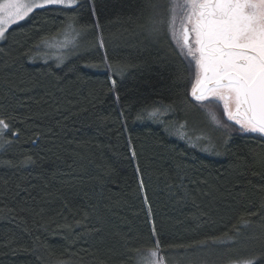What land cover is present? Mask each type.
Segmentation results:
<instances>
[{"label": "trees", "instance_id": "obj_1", "mask_svg": "<svg viewBox=\"0 0 264 264\" xmlns=\"http://www.w3.org/2000/svg\"><path fill=\"white\" fill-rule=\"evenodd\" d=\"M169 4L80 0L36 10L0 41V116L19 132L0 149V264H137L157 239L165 264L264 251V140L217 128L192 99ZM69 32L75 49L45 60L43 45ZM189 121L213 132L208 151L186 128L180 139Z\"/></svg>", "mask_w": 264, "mask_h": 264}, {"label": "snow or ice", "instance_id": "obj_2", "mask_svg": "<svg viewBox=\"0 0 264 264\" xmlns=\"http://www.w3.org/2000/svg\"><path fill=\"white\" fill-rule=\"evenodd\" d=\"M79 4L80 0H0V41L7 39L13 25L29 19L36 10H74ZM164 24L163 19L152 18L148 29L150 33H159ZM167 28L178 54L190 68L194 66L195 82L190 95L207 111L215 126L225 129L228 134L239 132L264 140V0H170ZM69 36L71 32L66 33L64 47L74 42L68 39ZM100 46L103 47V43ZM57 59L62 63L61 57ZM103 63L112 71L107 57ZM87 66L98 67L95 64ZM112 84L115 91V79ZM211 106H222L223 116L231 123L221 120ZM160 115L158 109L148 113L154 121ZM11 119L0 116V137L9 133L13 137L19 136L18 131H12ZM185 127L184 124L179 126L180 139L185 138ZM135 155L133 152V159ZM140 190H145L142 180ZM145 203H148L147 198ZM153 236H158L155 227ZM211 244L214 247L232 246L216 240ZM208 246L209 242L205 241L193 247L204 249ZM138 264H165L161 260L158 239L154 248L140 254ZM230 264H264V251L259 256L233 258Z\"/></svg>", "mask_w": 264, "mask_h": 264}, {"label": "rangeland", "instance_id": "obj_3", "mask_svg": "<svg viewBox=\"0 0 264 264\" xmlns=\"http://www.w3.org/2000/svg\"><path fill=\"white\" fill-rule=\"evenodd\" d=\"M180 2H182V0H180ZM156 18H157V20L163 19V16L160 15ZM21 22H23V21H21ZM177 23H178V21H177ZM74 38H75V36H73L72 34H71V36L68 37L69 40H73V41H74ZM65 40H66V35L61 36L58 39H54L52 41H48L47 43H45L43 45L42 49H44L45 51H50L49 53H51L50 55L48 54L46 56L45 60H47V61L53 60V61H56L59 63L60 61L57 59V57H61L62 61H63L65 56H67L69 54V52H71L72 50L75 49L74 48V46H75L74 42L70 43L68 45V47H64L63 45H64ZM194 82H195V80H194ZM213 110L217 113V115L219 116V118L221 120H223L225 123H228L227 118L223 116L222 106H219V107L214 106ZM195 119H197V118H195ZM197 120H199V119H197ZM200 121H202V120H200ZM184 125H186L185 128L190 133V136L192 137V139L194 141L202 142V144H204V146L207 149H210L209 147H211V145L213 144V140L211 139L212 137H210V136L213 135V132L210 131V129L207 127L206 124H204L202 122L197 123L195 121H189V122H186ZM205 125L208 128V130H206V131H204V128H203ZM197 137H201V139L197 140ZM202 144H200V145H202ZM5 146H6V142L4 140V137H0V147H1L0 149H2V148L4 149ZM137 264H138V262H137Z\"/></svg>", "mask_w": 264, "mask_h": 264}]
</instances>
